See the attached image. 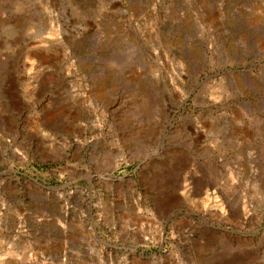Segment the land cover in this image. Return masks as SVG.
Returning <instances> with one entry per match:
<instances>
[{
    "label": "rangeland",
    "instance_id": "obj_1",
    "mask_svg": "<svg viewBox=\"0 0 264 264\" xmlns=\"http://www.w3.org/2000/svg\"><path fill=\"white\" fill-rule=\"evenodd\" d=\"M0 264H264V0H0Z\"/></svg>",
    "mask_w": 264,
    "mask_h": 264
},
{
    "label": "water",
    "instance_id": "obj_2",
    "mask_svg": "<svg viewBox=\"0 0 264 264\" xmlns=\"http://www.w3.org/2000/svg\"><path fill=\"white\" fill-rule=\"evenodd\" d=\"M140 256H143L142 254H140Z\"/></svg>",
    "mask_w": 264,
    "mask_h": 264
}]
</instances>
